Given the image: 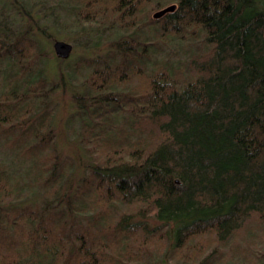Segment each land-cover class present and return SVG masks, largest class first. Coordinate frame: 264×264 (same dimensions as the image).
<instances>
[{"label":"trees","instance_id":"1","mask_svg":"<svg viewBox=\"0 0 264 264\" xmlns=\"http://www.w3.org/2000/svg\"><path fill=\"white\" fill-rule=\"evenodd\" d=\"M0 264H264V0H0Z\"/></svg>","mask_w":264,"mask_h":264},{"label":"rangeland","instance_id":"2","mask_svg":"<svg viewBox=\"0 0 264 264\" xmlns=\"http://www.w3.org/2000/svg\"><path fill=\"white\" fill-rule=\"evenodd\" d=\"M5 17L10 21L11 19L15 18L16 15L12 14L11 11H7L5 12ZM56 36L57 37L55 38V40L62 39L72 43L73 45L72 52L67 59V62L69 63H75V61L82 56L96 55V53L91 50L92 48L88 46L87 39L84 37H78L75 39L71 38L73 36L70 35V38L66 39L64 38L63 34H57ZM55 40H53L52 44L50 45L51 47L49 46V44L46 45L48 50H52L53 56L55 54L53 49V43ZM90 45H92V42ZM176 48L179 50L178 47ZM101 52L102 50H100V53ZM53 63L54 58H52V61H50V66ZM75 70V67L73 68V70H70L67 63H62V67L58 68L59 72L61 71L65 74V81L53 95L56 106L53 124L55 126L57 134L56 144L58 150L61 154L71 159V161L73 162L72 171L77 175H81L87 171L85 169V163H87L89 157L85 150L82 148L79 140L78 131L81 127L80 119L78 118V116H76V118L74 119L70 117V115L75 112L72 94L74 92L82 90L83 88L79 80H76V78H74ZM58 77L59 79L61 78V76Z\"/></svg>","mask_w":264,"mask_h":264},{"label":"water","instance_id":"3","mask_svg":"<svg viewBox=\"0 0 264 264\" xmlns=\"http://www.w3.org/2000/svg\"><path fill=\"white\" fill-rule=\"evenodd\" d=\"M175 7L174 4L166 6L154 13V16L158 17L168 10H172ZM53 49L59 58H68L72 52L73 45L62 39H56L53 43Z\"/></svg>","mask_w":264,"mask_h":264}]
</instances>
